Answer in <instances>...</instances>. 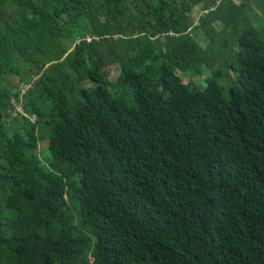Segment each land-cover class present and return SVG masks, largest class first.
<instances>
[{
	"label": "trees",
	"instance_id": "1",
	"mask_svg": "<svg viewBox=\"0 0 264 264\" xmlns=\"http://www.w3.org/2000/svg\"><path fill=\"white\" fill-rule=\"evenodd\" d=\"M18 58L0 264H264L263 0H0V69Z\"/></svg>",
	"mask_w": 264,
	"mask_h": 264
},
{
	"label": "rangeland",
	"instance_id": "2",
	"mask_svg": "<svg viewBox=\"0 0 264 264\" xmlns=\"http://www.w3.org/2000/svg\"><path fill=\"white\" fill-rule=\"evenodd\" d=\"M129 1H133V0H129ZM233 1L237 2L238 0H233ZM190 14L195 17L198 14L197 9L193 8L190 11ZM217 24L219 25V23ZM67 44L68 43H66L65 45ZM12 65L15 67L16 71H8V70L0 69V86L13 89V88H17L19 86L24 85V83H27L30 80H33L34 78L33 70L31 66L29 65V63L18 58L14 60ZM116 68L117 67L115 63H113L112 60H109L105 64V66L101 68V73L104 76L106 82L113 80L117 72ZM171 68L173 72L175 73L176 77L181 82L192 81L196 84L197 87H201L203 85V80L207 75V70L203 66L200 67L199 71H195L193 68H182L181 69L179 68V63H177L175 66H171ZM226 77L227 75H223L217 81L222 86L223 96L225 98H228V93L225 89L228 83ZM106 91L108 95L111 97L112 94L107 87H106ZM8 122H6L5 124L6 126L8 125ZM42 135H43L42 132L37 133L38 138H37L35 156H36V161L39 164L46 165L49 162L50 156L46 149L45 139L42 138ZM31 163L32 162L29 160L25 162H19V163L14 162L13 166L15 169H22L24 167L31 165ZM3 212L4 210H2V213Z\"/></svg>",
	"mask_w": 264,
	"mask_h": 264
},
{
	"label": "built area",
	"instance_id": "3",
	"mask_svg": "<svg viewBox=\"0 0 264 264\" xmlns=\"http://www.w3.org/2000/svg\"><path fill=\"white\" fill-rule=\"evenodd\" d=\"M31 84L27 83L22 86H19L17 88L11 89V93L9 95V103L12 107L11 111L9 112V117H5L4 122H8L10 117L21 115L26 116L21 108V95L24 93V91L28 88H30ZM30 121H33V116H28Z\"/></svg>",
	"mask_w": 264,
	"mask_h": 264
}]
</instances>
